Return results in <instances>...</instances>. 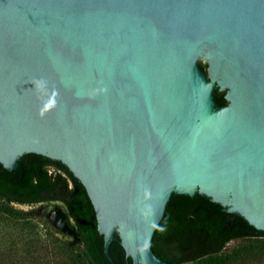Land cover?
<instances>
[{"label":"water","instance_id":"obj_1","mask_svg":"<svg viewBox=\"0 0 264 264\" xmlns=\"http://www.w3.org/2000/svg\"><path fill=\"white\" fill-rule=\"evenodd\" d=\"M25 154L79 181L107 258L168 264L172 194L264 232V0H0V165Z\"/></svg>","mask_w":264,"mask_h":264},{"label":"trees","instance_id":"obj_2","mask_svg":"<svg viewBox=\"0 0 264 264\" xmlns=\"http://www.w3.org/2000/svg\"><path fill=\"white\" fill-rule=\"evenodd\" d=\"M199 67L206 74L204 67ZM212 95L216 107L226 104L223 91L214 87ZM49 168L54 172L49 174ZM48 200L62 202L73 222L78 247H62L58 260H53L34 227H29L15 238L17 241L0 245V264H126L117 234L108 246V258L104 255L103 237L97 232L86 192L60 162L25 154L14 170L0 165V222H24L37 216L14 209L11 204L34 205ZM237 239L255 240L256 244L247 247L253 248V257L263 256L264 232L250 226L241 216L224 212L220 205L197 193L172 194L152 237L151 250L168 264H196L195 261L219 253L227 242Z\"/></svg>","mask_w":264,"mask_h":264},{"label":"rangeland","instance_id":"obj_3","mask_svg":"<svg viewBox=\"0 0 264 264\" xmlns=\"http://www.w3.org/2000/svg\"><path fill=\"white\" fill-rule=\"evenodd\" d=\"M49 171L52 173L54 172L51 168H49ZM11 206L14 209L31 212L32 215L37 216L24 222L14 219H7V221L3 220L0 222V245L2 247L8 245L13 239L17 241L15 238H18L19 234L22 233V231L25 232L29 227H34V233H36L40 241L48 247L47 251L52 254L53 260H58L62 247H78L74 240L73 222L68 218L65 208L60 202L48 200L37 205L11 204ZM55 211H59L61 214L55 216V219H53ZM62 215L65 217V223ZM50 216L52 220L49 219ZM54 238L58 241L54 240ZM248 244L254 245L256 242L255 240L248 239L229 241L223 246L219 253L208 255L194 263L264 264V247L262 248L263 256L255 258L252 256L253 248L251 246L247 247ZM20 245L21 243L19 242L18 246Z\"/></svg>","mask_w":264,"mask_h":264},{"label":"flooded vegetation","instance_id":"obj_4","mask_svg":"<svg viewBox=\"0 0 264 264\" xmlns=\"http://www.w3.org/2000/svg\"><path fill=\"white\" fill-rule=\"evenodd\" d=\"M54 201H57V200H54ZM58 202H60V201H58ZM43 202H40V203H38V204H42ZM61 204H62V202H60ZM18 205H21V204H18ZM24 205V204H23ZM34 205H37V204H34ZM63 205V204H62ZM41 210V209H40ZM61 213L59 212V211H55L54 212V216H53V219H55V216H57V215H60ZM72 221V220H71Z\"/></svg>","mask_w":264,"mask_h":264},{"label":"clouds","instance_id":"obj_5","mask_svg":"<svg viewBox=\"0 0 264 264\" xmlns=\"http://www.w3.org/2000/svg\"><path fill=\"white\" fill-rule=\"evenodd\" d=\"M39 86V85H38ZM52 107V103L51 102H49L46 106H45V109H44V111H47L48 110V108H51ZM43 114V112H41V115Z\"/></svg>","mask_w":264,"mask_h":264},{"label":"built area","instance_id":"obj_6","mask_svg":"<svg viewBox=\"0 0 264 264\" xmlns=\"http://www.w3.org/2000/svg\"><path fill=\"white\" fill-rule=\"evenodd\" d=\"M52 172L49 171V174H51Z\"/></svg>","mask_w":264,"mask_h":264}]
</instances>
